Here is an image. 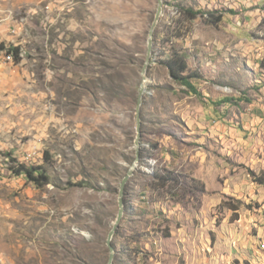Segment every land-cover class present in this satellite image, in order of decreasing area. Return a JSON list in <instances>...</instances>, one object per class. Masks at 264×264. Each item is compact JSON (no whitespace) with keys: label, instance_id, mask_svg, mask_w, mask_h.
Listing matches in <instances>:
<instances>
[{"label":"rangeland","instance_id":"374dc122","mask_svg":"<svg viewBox=\"0 0 264 264\" xmlns=\"http://www.w3.org/2000/svg\"><path fill=\"white\" fill-rule=\"evenodd\" d=\"M189 7L202 13L178 9ZM156 8L0 0V43L21 51L0 50V264H106ZM173 51L201 98L160 63ZM262 63L264 0H163L113 264H264ZM223 97L236 102L213 103ZM18 163L44 166L49 182L15 175Z\"/></svg>","mask_w":264,"mask_h":264},{"label":"trees","instance_id":"16d2710c","mask_svg":"<svg viewBox=\"0 0 264 264\" xmlns=\"http://www.w3.org/2000/svg\"><path fill=\"white\" fill-rule=\"evenodd\" d=\"M184 15H190V17H195L199 13H202L201 10H193V8H178ZM212 18H209L211 23L216 24L221 18L219 16H214L213 13H207ZM209 16V17H210ZM0 50H3L6 55L10 56L13 60L19 61L21 58V51L18 46H7L0 43ZM167 70L169 75L173 80L177 83L184 85L188 88V90L195 94L197 97H202L201 92L198 91L194 83H192V78H198L199 74L195 72H187L188 66L185 61V56L179 52H172L171 56H166L165 59L160 61ZM261 67H264V64H261ZM222 102H230L235 103L236 99L233 97H223L219 100L214 101L215 105H219ZM15 175H25V177L31 181H33L37 186H43L49 182V175L46 172V169L42 165H28L26 163H18L15 167L12 168ZM158 177V176H157ZM161 178L164 176H160ZM175 178L169 177V174L165 176L164 180H174ZM261 184L264 185V180H259ZM85 182H79V185H84ZM236 209V208H234Z\"/></svg>","mask_w":264,"mask_h":264},{"label":"water","instance_id":"95a60500","mask_svg":"<svg viewBox=\"0 0 264 264\" xmlns=\"http://www.w3.org/2000/svg\"><path fill=\"white\" fill-rule=\"evenodd\" d=\"M162 10H163V0H157V8H156V11L154 14L153 21H152L150 28L148 30L146 52H145L144 61H143L141 71H140L141 72V80H140V82L138 84V88H137V97H136V105H135L136 136L134 139L135 157H134L132 164L128 168L126 174L123 176V178L121 179L120 184H119L118 198H117L118 210H117V214L115 216V219L113 221L112 227L109 230L107 237H106V241H105L106 246H107L108 251H109V255H108V259H107L106 264H113L114 246L112 243V239H113V236L115 234L116 229L119 226V223H120L122 215H123V191H124V188L128 182V179L133 174V172H134V170L138 164V161H139V146H140V137H141L140 108H141L142 101H143V93L145 91V83H146V79H147V67H148V64H149V61L151 58V54H152V49H153V39H154V35H155V28L157 26V23H158V20H159L161 14H162Z\"/></svg>","mask_w":264,"mask_h":264},{"label":"crops","instance_id":"0c3cea01","mask_svg":"<svg viewBox=\"0 0 264 264\" xmlns=\"http://www.w3.org/2000/svg\"><path fill=\"white\" fill-rule=\"evenodd\" d=\"M203 98H204V97H203ZM198 108H199L198 112H199L200 115H201V119H202L203 122L206 123V125H207V124L209 123V121H210V119H209V117H210V115H209V110H207V109L204 107L203 103H199ZM200 129H202V128H200ZM196 135H197V134H196ZM166 152H167V151H166ZM196 153H200V151H195V152H193V155H195ZM203 158H204L203 154H200V156L198 157V162L201 163V160H202ZM194 175L198 177V175H196V174H194Z\"/></svg>","mask_w":264,"mask_h":264}]
</instances>
